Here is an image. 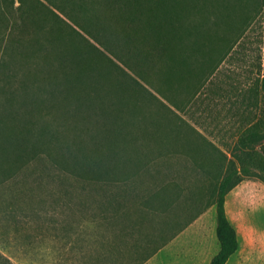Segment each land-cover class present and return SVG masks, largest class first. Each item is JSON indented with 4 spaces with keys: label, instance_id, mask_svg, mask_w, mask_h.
Masks as SVG:
<instances>
[{
    "label": "rangeland",
    "instance_id": "374dc122",
    "mask_svg": "<svg viewBox=\"0 0 264 264\" xmlns=\"http://www.w3.org/2000/svg\"><path fill=\"white\" fill-rule=\"evenodd\" d=\"M194 1L189 21L168 30L166 58L146 64L148 83L44 12L30 40L19 30L21 1L0 0V115L33 127L40 152L3 164L0 264H209L222 177L238 155H264V132L253 147L239 140L264 118V0ZM68 49L89 65L86 89L100 78L104 105L78 109L64 81ZM120 100L127 111L117 119ZM123 119L128 135L110 145ZM77 168L93 177L72 175ZM226 205L240 241L227 264H264V172L252 168Z\"/></svg>",
    "mask_w": 264,
    "mask_h": 264
},
{
    "label": "trees",
    "instance_id": "16d2710c",
    "mask_svg": "<svg viewBox=\"0 0 264 264\" xmlns=\"http://www.w3.org/2000/svg\"><path fill=\"white\" fill-rule=\"evenodd\" d=\"M20 1L18 19L22 35L30 40H36L39 37L35 22L43 16L44 12L53 23H57L58 27L56 28L61 30L65 27L72 30L88 45L92 44L91 47L96 52L107 58L117 68L123 70L107 54L119 60L139 79L148 83L151 81L149 80L150 74L145 71L146 64L155 62L157 58H166L165 55L167 52L169 53L172 45V38L168 30L187 23L196 7L194 0H45L48 4L43 0ZM30 3L41 6L42 11L29 13L25 7ZM75 27L97 42L105 52L91 43L87 37L80 35ZM54 29L55 26H52L51 42L56 39ZM67 52L71 55L73 70L70 73H67V70L64 71V81L69 90L78 98V109L89 112L97 102L104 105L100 78L93 77L89 85L91 89H86L90 77L88 63L79 51L68 49ZM64 55L65 51L61 50L59 52L61 60ZM53 82L56 85L57 76H54ZM117 85L121 86L119 83ZM22 87L27 88L29 84L23 82ZM15 96L14 92L13 98L9 99L10 104L15 102ZM119 104L120 109L115 110L114 114L117 119L124 116L123 113L127 111V108L122 105V100L119 101ZM9 116H13V113L0 115V184L11 176L4 169L3 164H12L17 167L25 160L28 162L36 160L40 155V152L31 147L29 142V133L34 132L33 127L30 130L25 124L22 127H19L20 125L12 127L7 120ZM28 123L33 125V118ZM121 124L123 131L113 137L110 145L124 140V137L128 135V129H125L128 128V123L124 121ZM263 132L264 118L243 131L239 138L242 147H253L259 143ZM38 133L41 136V130H38ZM237 159L239 165L232 163L228 167L218 186L213 203L216 206V234L219 249L209 264H227L240 247L238 230L227 213L228 194L244 177L250 176L252 168L264 172V155L262 153L247 152L238 155ZM71 174L81 178L93 177L87 173L80 174L78 168Z\"/></svg>",
    "mask_w": 264,
    "mask_h": 264
},
{
    "label": "crops",
    "instance_id": "0c3cea01",
    "mask_svg": "<svg viewBox=\"0 0 264 264\" xmlns=\"http://www.w3.org/2000/svg\"><path fill=\"white\" fill-rule=\"evenodd\" d=\"M227 206V205H226ZM228 213V212H227ZM229 216V215H228ZM237 229V228H236ZM210 263V262H209Z\"/></svg>",
    "mask_w": 264,
    "mask_h": 264
}]
</instances>
